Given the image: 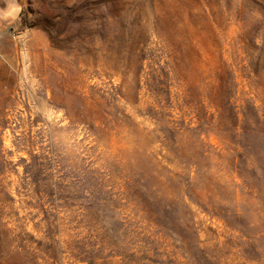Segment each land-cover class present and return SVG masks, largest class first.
<instances>
[{
    "label": "rangeland",
    "instance_id": "374dc122",
    "mask_svg": "<svg viewBox=\"0 0 264 264\" xmlns=\"http://www.w3.org/2000/svg\"><path fill=\"white\" fill-rule=\"evenodd\" d=\"M0 264H264V0H0Z\"/></svg>",
    "mask_w": 264,
    "mask_h": 264
}]
</instances>
